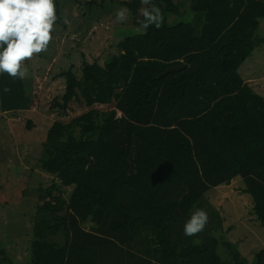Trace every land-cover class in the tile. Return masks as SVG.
Listing matches in <instances>:
<instances>
[{"label": "trees", "instance_id": "trees-1", "mask_svg": "<svg viewBox=\"0 0 264 264\" xmlns=\"http://www.w3.org/2000/svg\"><path fill=\"white\" fill-rule=\"evenodd\" d=\"M122 4L139 28L143 9L157 6L162 25L120 40L104 65L84 60L80 78L62 73L52 108L65 112L73 99L113 108L48 130L40 163L57 181L34 225L30 264H249L232 242L223 261L184 224L208 190L240 177L264 225V97L239 74L264 0H191L193 22L169 20L181 12L174 0ZM31 102L24 79L0 74L2 112ZM59 186L72 187L68 201L54 194ZM254 264H264V249Z\"/></svg>", "mask_w": 264, "mask_h": 264}, {"label": "rangeland", "instance_id": "rangeland-1", "mask_svg": "<svg viewBox=\"0 0 264 264\" xmlns=\"http://www.w3.org/2000/svg\"><path fill=\"white\" fill-rule=\"evenodd\" d=\"M89 1L95 3L88 4ZM123 1L132 0H55L57 20L53 39L46 51L23 62L28 72L24 85L32 99L29 109L18 112L0 109V264H30L34 225L44 201L49 199L47 189L57 181L40 163L52 124L68 123L91 108L100 111L113 108V104L87 107L73 99L64 112L52 108V104L55 99L61 102L65 92L62 73L71 69L80 78L84 60L104 65L117 53L116 44L120 40L142 32L133 25L131 15L126 22L116 21V10L125 7ZM174 1L182 4L181 12L169 20L193 22L196 13L189 8L191 0ZM255 38L257 46L240 66L239 74L264 97V20ZM243 188L240 177L229 185L211 188L190 216L196 209L207 212L208 222L198 234V242L213 246L223 261H232L224 244L232 242L247 262L254 264L256 254L264 249V225L253 212L252 196ZM71 192L72 187L59 186L54 194L68 201ZM85 228L89 229V224Z\"/></svg>", "mask_w": 264, "mask_h": 264}, {"label": "clouds", "instance_id": "clouds-1", "mask_svg": "<svg viewBox=\"0 0 264 264\" xmlns=\"http://www.w3.org/2000/svg\"><path fill=\"white\" fill-rule=\"evenodd\" d=\"M141 3L150 5L151 0H141ZM115 15L116 21L123 23L131 13L122 7ZM143 16L144 22L138 31L150 25L157 28L162 25L161 11L155 5L145 7ZM56 20L55 0H0V74L6 73L14 79L26 78L28 72L22 62L47 50ZM3 90L11 91L8 87ZM207 222V212L196 209L184 224V235H198Z\"/></svg>", "mask_w": 264, "mask_h": 264}, {"label": "water", "instance_id": "water-1", "mask_svg": "<svg viewBox=\"0 0 264 264\" xmlns=\"http://www.w3.org/2000/svg\"><path fill=\"white\" fill-rule=\"evenodd\" d=\"M186 66L185 65H183V66H178V67H171V68H169L166 72H165V74H167V73H169V72H174L175 70H181V69H183V68H185Z\"/></svg>", "mask_w": 264, "mask_h": 264}, {"label": "crops", "instance_id": "crops-1", "mask_svg": "<svg viewBox=\"0 0 264 264\" xmlns=\"http://www.w3.org/2000/svg\"><path fill=\"white\" fill-rule=\"evenodd\" d=\"M263 20H264V19H263ZM243 80H244V79H243ZM244 82L248 84V82H247V81H245V80H244ZM255 92H256V91H255ZM258 94H259V93H258ZM243 189H244V188H243Z\"/></svg>", "mask_w": 264, "mask_h": 264}, {"label": "built area", "instance_id": "built-area-1", "mask_svg": "<svg viewBox=\"0 0 264 264\" xmlns=\"http://www.w3.org/2000/svg\"><path fill=\"white\" fill-rule=\"evenodd\" d=\"M120 114V113H119Z\"/></svg>", "mask_w": 264, "mask_h": 264}]
</instances>
